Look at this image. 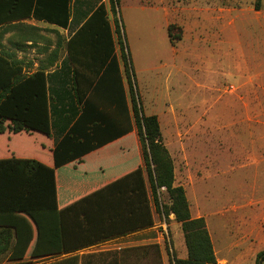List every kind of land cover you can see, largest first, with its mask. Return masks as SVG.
I'll return each mask as SVG.
<instances>
[{
  "label": "trees",
  "instance_id": "1",
  "mask_svg": "<svg viewBox=\"0 0 264 264\" xmlns=\"http://www.w3.org/2000/svg\"><path fill=\"white\" fill-rule=\"evenodd\" d=\"M107 1L93 9L76 7L73 15L81 14L84 20L67 39L57 40L47 62L34 71L29 72L24 60L14 53L0 51V136L9 140L12 135L25 133L36 138L37 132L45 137L39 139L41 147L51 145L54 137L55 167L80 157L99 146L90 142L89 136L93 138V132L101 128L105 108L118 114L128 110L125 80L142 162L59 208L54 169L34 157H17L7 147V157H0V258H5L1 264H29L37 261L36 255L52 252L67 255L41 264H79V249L153 225L152 206L165 217L173 214L183 233L187 256L172 254L170 264H219L205 218L192 217L183 185L174 184L172 158L162 142L158 116L144 113L135 92L118 14L119 0ZM70 2L35 0L25 15L31 11L36 19L66 28ZM258 6L259 0H255L254 8ZM172 27L176 30L171 31ZM180 32V27L168 25L172 45L180 39ZM62 49L65 56L60 65L50 69ZM65 63L69 65L68 76L63 73ZM66 79L69 85H65ZM162 187L168 203L159 198ZM263 260L261 250L254 264Z\"/></svg>",
  "mask_w": 264,
  "mask_h": 264
},
{
  "label": "rangeland",
  "instance_id": "2",
  "mask_svg": "<svg viewBox=\"0 0 264 264\" xmlns=\"http://www.w3.org/2000/svg\"><path fill=\"white\" fill-rule=\"evenodd\" d=\"M95 2H87V8ZM78 3L74 0L73 14ZM254 3L118 4L142 109L158 116L162 142L172 158L174 184L183 185L193 215L207 221L217 255L226 264H254L256 253L264 250V0L257 9ZM108 15L113 17L110 11ZM169 24L181 28L174 45L169 42ZM65 36L64 31L36 26L35 40L20 52L26 69L31 72L46 63L57 40ZM63 54L62 49L59 55ZM67 69L65 63V76ZM34 134L36 138L23 133L9 140L0 136V157H7L11 147L17 157L35 158L44 136ZM133 153L138 160L137 147H132ZM159 198L169 201L163 187ZM152 212L157 228L163 224L181 230L173 214L165 217L154 206ZM168 254L170 264L174 249ZM4 261L0 258V264Z\"/></svg>",
  "mask_w": 264,
  "mask_h": 264
},
{
  "label": "crops",
  "instance_id": "3",
  "mask_svg": "<svg viewBox=\"0 0 264 264\" xmlns=\"http://www.w3.org/2000/svg\"><path fill=\"white\" fill-rule=\"evenodd\" d=\"M34 1L0 0V51L12 52L18 58H21L20 52L24 51L25 46L28 45L26 43H31L35 40L36 26H48L64 31L66 35L65 39H67L84 20L81 14L73 15L74 0L70 2L71 14L66 28L49 23L43 19H36L31 16V11L26 16L25 13L28 8L32 10ZM79 1L77 9L82 10L87 8L88 4L86 5V3L90 0ZM101 1L106 0H96L94 5L89 8L93 9ZM72 19L75 20L74 26L72 29H69ZM115 51L120 69L123 71L118 45H116ZM64 56L65 52L54 61L50 69L60 65ZM123 86L126 95V108L128 110H124L118 114L111 112V108L109 107L105 108L107 115L101 121V128L93 132V138L89 136L90 142L99 144L97 148L55 167L52 155L54 137H52L51 145L36 147L35 158L55 171L56 198L59 208L65 206L74 197L76 198L95 191L134 169L138 164H141V157L137 160V156L134 153L132 154V147L138 148L140 142L136 133V125L131 115L127 84L124 81ZM86 99H90L89 96ZM190 212L192 217L201 216L198 214L193 215L191 209ZM206 226L213 244L216 263L226 264L225 258L217 255L207 221ZM181 231L176 226L165 227L163 224L159 229L153 223V225L83 247L76 251V253L79 256V264H169L168 249H174L177 257L184 258L187 256V249ZM164 234L166 235L168 247L164 242ZM43 255H36V260L48 262L64 257L67 254L52 252Z\"/></svg>",
  "mask_w": 264,
  "mask_h": 264
}]
</instances>
